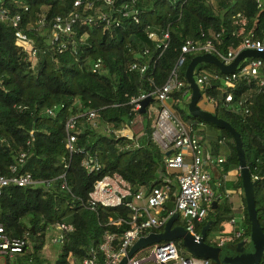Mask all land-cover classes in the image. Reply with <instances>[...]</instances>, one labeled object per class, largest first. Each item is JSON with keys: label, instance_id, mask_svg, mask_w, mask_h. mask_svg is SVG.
<instances>
[{"label": "trees", "instance_id": "trees-1", "mask_svg": "<svg viewBox=\"0 0 264 264\" xmlns=\"http://www.w3.org/2000/svg\"><path fill=\"white\" fill-rule=\"evenodd\" d=\"M74 1L1 2L9 16H22L20 28L26 31L28 27H37L42 16L47 23L55 16L67 15ZM82 1L80 13L83 20L74 26L68 50L57 54L44 38L39 39L36 42L39 52L33 65L29 64L26 53L15 45L9 22H0V175L9 176L10 166L17 165L18 173L27 172L33 180L43 182L37 187L9 186L3 189L0 225L11 238L26 237L27 244L21 253L6 257L1 264H48L42 252L46 232L56 223L71 227V231L62 232L60 252L53 264H79L92 251H98L108 234L121 237L129 226L126 223L109 224L108 219L122 217L128 221L129 210L124 205L104 207L92 204L89 195L95 181L117 174L130 185L132 193L140 188L149 192L161 182L165 157L152 139L154 128L147 115L150 104L140 114L132 110L130 98L152 92L165 84L186 40L202 44L211 39L209 33L218 34V40L212 39L213 44L216 51L226 55L229 50L240 47L244 36L252 34L255 39H264V0L260 5L255 0H113L110 6L104 0ZM124 4L138 10V22L116 12ZM23 7L28 8L27 12ZM99 13L105 14L106 18L99 19ZM88 18L91 22L87 21ZM241 30L243 35L236 38V33ZM150 32L157 36L168 33L164 50L156 49L155 41L148 38ZM145 50L149 51L147 55H143ZM194 56H185L183 64L176 69L181 80H184L186 67ZM97 59L101 60V65L93 73L92 65ZM133 62L148 64L147 72L142 75L129 71ZM201 69L221 74L211 64H199L196 74ZM263 73L264 66L262 79ZM258 85L259 79L241 80L234 97ZM186 91L187 87L171 93L172 108L178 116L183 121L191 120L196 125L203 123L217 129L189 115ZM200 92L216 102L210 112L228 122L240 135L246 166L251 179L256 181L253 188L255 206L264 235V88L249 98L247 116L220 107L226 93H218L216 84H209ZM54 106L63 107H59L53 117L45 115V110ZM90 110L96 112L95 127L83 116ZM75 117V151L70 154L66 147L65 124ZM136 118H140V131L144 133L139 142L135 137L129 139L116 135ZM221 131L217 142L224 141L227 146V160L219 164L221 169L215 165L208 168L211 182L219 184V192L213 197L217 201L216 208L207 214L196 230L200 232L205 225H210L205 239L209 245H213L207 241L210 235L232 232L234 227L230 221L234 212L224 192L239 189L244 232L233 242L236 248L249 241L251 227L235 144L227 131ZM194 132L202 144L205 129ZM22 153H25V159L20 165L17 160ZM208 154H218L214 144L208 148ZM84 162L92 167L91 171ZM232 170L238 171L236 182H225L224 177ZM64 183L65 187H62ZM118 244V240L113 243L114 247ZM229 244L222 248L232 247ZM180 250L184 253L181 245ZM103 259V254H98L100 264ZM257 264H264V253Z\"/></svg>", "mask_w": 264, "mask_h": 264}, {"label": "built area", "instance_id": "built-area-1", "mask_svg": "<svg viewBox=\"0 0 264 264\" xmlns=\"http://www.w3.org/2000/svg\"><path fill=\"white\" fill-rule=\"evenodd\" d=\"M255 1L260 5L263 0ZM82 3V0H75L72 9L67 15L55 16L47 23H45V18L42 16L37 27L31 26L24 31L20 28L22 16L20 14L9 16L7 8L3 7L0 1V22H9L14 31L15 45L26 53L29 64L33 65L39 52L36 45L39 39L44 38L57 54H63L68 50L71 46V35H73L74 26L79 20H83L80 13ZM104 3L110 6L113 0H104ZM85 6L89 8L90 4H85ZM23 9L24 12L28 10L27 7H23ZM116 12L123 18H132L135 22H138V10L132 5L124 4ZM98 18L104 20L106 16L103 13H99ZM87 21L91 22V18H88ZM209 35L211 39H207L202 44L192 40L185 41L181 47V54L176 61L175 67L162 87L130 98L129 104L133 107L132 110L134 112H139L141 102L146 98H153L158 104L156 120L153 124L152 139L165 153L163 161L164 172L161 175V182L158 186L151 188L149 192L141 188L137 192L132 193L130 185L117 174L105 176L95 181L93 191L89 195L92 204L98 203L104 207L124 205L129 210L128 221H125L122 217L117 219L110 217L108 221L109 224L115 225L126 223L129 228L119 238L115 234H108L104 242L98 247V251H92L90 256L83 259L79 264H100L98 262V254L100 253L104 256L101 264H118L122 258L127 256L129 248L136 240L152 232L162 230L168 219L175 213L178 215L175 224L180 225L196 238L199 236V231L196 230V227L205 220L212 209L211 205L213 202V193L210 190L212 178L210 172L206 170V166L221 164L224 160L217 158L216 162H212L211 157L202 146L200 138L195 134L194 130L200 131L205 128L203 123H198V125L194 123L185 124L175 115L176 113L171 106L173 101L171 93L183 90L186 87V81L178 77L176 69L183 64L186 55L201 52L216 53L224 65L231 64L234 58L243 50H254L258 53H264V39H255L252 34H249L243 38L239 50H229L226 55H221L214 50L212 45V39L214 41L218 40L219 35L212 32ZM242 35L243 33L239 31L235 37L241 38ZM148 38L155 41L156 49L164 50L167 46L166 40L169 39V35L167 32H162L157 36L156 33L150 32L148 33ZM148 53V50L143 51V55ZM243 62L236 71L226 77L227 87L230 91L224 94L223 105L226 108L231 105L237 106L236 108L239 109L234 112L247 116L249 114V98H243L242 95L235 98L232 90L236 88L235 82L238 80L257 79L260 68L264 66V61L259 58H247ZM100 65L101 60L97 59L92 65V72L95 73ZM148 68V64L140 65L137 62H133L129 66V71H136L143 75ZM210 78V75L202 74L195 79V83L200 87L207 84ZM258 87V91L255 92H260L264 88L263 79L260 80ZM59 107L63 106H54L46 109L45 115L53 117ZM83 116L92 127L96 126L95 111H87ZM76 118L68 119L65 124L66 147L70 154L75 151L76 136L73 131L76 128ZM127 128L128 126H125L121 131L116 132V135L131 139V136L128 137V135L124 134ZM30 136H32V132ZM24 159L25 153L20 154L17 160L18 164L22 165ZM83 164L91 171L92 167L87 162ZM9 170V176L0 175V195L3 189L9 186L21 188L37 187L43 184L42 181L33 180L32 176L27 172L18 173L17 165L10 166ZM175 185L176 189L172 191ZM62 187H65V183ZM225 193L227 195L232 194L231 191H225ZM233 193L241 195V190H235ZM128 197L131 198L129 203L125 201ZM170 197H174L173 207L172 209H167L166 204ZM90 209L93 208L91 207ZM180 217L182 224L178 223ZM237 217L238 219L233 217L230 221L235 230L228 233L214 234L213 245L221 247L225 244L233 243L243 236L244 230L241 223L243 211ZM238 220L241 224L237 227ZM53 228L60 232L56 239L59 243L62 239V232L71 231V227L60 223H56ZM115 240H118L119 244L114 247L113 243ZM26 244V237L11 238L0 225V264L6 257L21 253ZM143 250H147V253L143 256H138ZM143 250L127 258L126 264H211L209 259L182 253L173 241L153 244ZM68 260L71 261L70 256Z\"/></svg>", "mask_w": 264, "mask_h": 264}, {"label": "water", "instance_id": "water-1", "mask_svg": "<svg viewBox=\"0 0 264 264\" xmlns=\"http://www.w3.org/2000/svg\"><path fill=\"white\" fill-rule=\"evenodd\" d=\"M245 58H259L264 61V53H258L254 50H243L234 58L233 62L229 65H224L221 61H219L215 56L211 54L196 56L187 65L184 77L187 82V87L190 90V99L187 105V111L189 115L194 119H200L205 123H210L219 130L227 131L234 141L239 164L242 191L251 227L248 243L244 241L238 244L236 248H222V246L217 247L215 245H209L205 242L207 232L210 230L209 224L205 225L201 229L199 236L196 238L194 235H191L186 230H184L181 226L174 225V222L178 217V215L175 213L170 219H168L161 232H152L136 240L130 247L127 256L122 258L118 264H126L127 258L153 244L172 242L176 240L182 241V246L186 253L194 257L209 259L211 261V264H222V260H226V258L228 257V253L233 251L236 253L235 256L239 255L238 253H241V255L245 257L246 260H244V264H257L262 258V255L264 253V235L259 225L255 206L253 188L256 184V181H253L251 179L248 168L246 166L240 135L228 122L218 118L214 113L206 111L198 106V102L201 98V93L198 85L195 83L193 78L194 70L198 64L209 63L215 65L222 74L228 75L233 73L240 61ZM153 102V98H146L145 100H143L141 102L139 113L143 114L147 105ZM125 201L129 203L131 201V198L128 197ZM173 202L174 197H170L169 201L166 204L167 209H172ZM216 203L217 201H214L212 203V210H215ZM245 244H248L247 247H245Z\"/></svg>", "mask_w": 264, "mask_h": 264}, {"label": "rangeland", "instance_id": "rangeland-1", "mask_svg": "<svg viewBox=\"0 0 264 264\" xmlns=\"http://www.w3.org/2000/svg\"><path fill=\"white\" fill-rule=\"evenodd\" d=\"M0 1H2V0H0ZM225 89H226L225 88V84L223 82H221L219 84V89L218 90H220V91L222 90V92H223V91H225ZM187 96L189 98L190 97V93ZM172 104H173V101H172ZM172 104H171V106H172ZM198 105L201 108H203L204 110L209 111V112H210V108L213 106L212 103H210L206 99L204 94L202 95L201 100L198 102ZM157 107H158L157 102L150 103V105L148 107L147 115L150 118L152 123H154V121L156 119V115H157V111H158ZM175 113H176V111H175ZM140 130H141L140 118H136L133 122H131L130 125H128V128L126 129L124 134L128 135V137H130V136L133 137V138L135 137V141L137 140L139 142L141 137H142V135L144 134ZM205 131H206L205 132V140L202 142L203 147L211 148V145L214 144V147L215 148L217 147V149H218V154L216 156L215 155H211L210 156L211 157V161L212 162H216L217 158H222L224 161H226L227 160V155H228L227 146L225 145L224 141H219V143L217 142L218 137L221 135L222 131L218 130V129H214V128L208 126V125H206ZM208 168H209V166L207 165L206 166V170H208ZM158 175H159L158 177H160V174H158ZM237 177H238V175L232 177V178H235V180L232 181V182H236ZM175 189H176V185H175ZM210 190L212 191L213 194L218 193V184L216 183V181H213V182L210 183ZM224 194H226V193H224ZM231 200H233V199H231ZM241 200H242V198H241ZM234 212H235V210H234ZM236 212H239V215H240V211H236ZM233 217L238 219V217L236 215H234ZM178 223L182 224L181 217L178 220ZM240 224L241 223L238 220L237 221V227ZM230 225H232V224L230 223ZM234 230H235V227H234ZM59 234H60V232L58 230L54 229L53 226L50 227L47 230V232H46V244H45V247H44V250H43L42 254H43V257L47 260L48 264H53L55 262L57 256H58V253L60 252L61 243H59L56 240L58 238ZM207 241L212 243L213 242V236L210 235L207 238ZM174 242L176 243V245L179 248H180V245H181V249L183 248L181 240H176ZM247 243H248V241H247ZM247 245L248 244H246V246ZM229 246L233 247L234 243H230ZM233 252H229L228 253V255H227L228 257L226 258V260H224V261L222 260V264H244V260H246L245 257L243 255H241V253H238L239 255L235 256L236 253L235 252L233 253ZM146 253H147V250H143L141 253L138 254V256H143ZM184 253H186L185 250H184ZM2 262H3V260H2Z\"/></svg>", "mask_w": 264, "mask_h": 264}, {"label": "crops", "instance_id": "crops-1", "mask_svg": "<svg viewBox=\"0 0 264 264\" xmlns=\"http://www.w3.org/2000/svg\"><path fill=\"white\" fill-rule=\"evenodd\" d=\"M239 32V31H238ZM240 32H242V30L240 31ZM243 33V32H242ZM245 37V36H244ZM244 37H242V40H243V38ZM213 45V48H214V50L216 51V49H215V46H214V44H212ZM241 45H242V43H241ZM241 45H240V47H241ZM240 47L238 48V49H236V50H232V51H237V50H239L240 49ZM218 54H220L218 51H216ZM203 54H211V55H213V56H215L218 60H219V58H218V55L216 54V53H204V52H201V53H197V54H191V55H195L194 57H196V56H200V55H203ZM187 56V55H186ZM193 57V58H194ZM192 58V59H193ZM245 59H247V58H245ZM249 59V58H248ZM220 61V60H219ZM244 61V59L243 60H241L240 61V63L238 64V66L236 67V69H235V71L237 70V68L241 65V63ZM222 62V61H221ZM233 62V61H232ZM204 64H209V63H204ZM212 65V64H211ZM198 66H199V64L196 66V68H195V70H194V76H193V78H194V81H195V79H197L200 75H202V74H208V75H210L211 76V78L208 80V83L207 84H205V85H203V86H198L199 87V89H200V91H202V88L203 87H205V86H207V85H209V84H211V85H213V84H216V90H217V92L218 93H227L228 91H230L229 90V88L227 87V80H226V77L227 76H229V74L228 75H225V74H222L221 73V71L215 66V65H213L214 67H216L219 71H220V73L221 74H218V73H216V72H213V70H209V69H201L199 72H197V74H196V70L198 69ZM204 68V67H203ZM262 73V68H260V70H259V82H260V80H262V78H261V74ZM263 75H264V73H263ZM264 77V76H263ZM257 78V79H258ZM213 79H216L215 81H214V83H211L212 82V80ZM263 80H264V78H263ZM184 81H186L185 80V77H184ZM241 80H238L237 82H235L236 83V88L234 89V90H232V93H234L236 90H237V86H238V83L240 82ZM221 82H223L224 84H225V91H223L222 92V90L220 91V90H218L219 89V84L221 83ZM186 83V87H187V82H185ZM258 89H259V87L258 86H256L255 88H249V89H246V90H244V91H241L239 94H237V96H243V98H250L251 97V95L253 94V93H257V92H255V91H258ZM184 90H185V88H184ZM190 93V90L188 89V87H187V91L185 92L186 93V96ZM253 92V93H252ZM201 93V92H200ZM204 94V93H203ZM203 94H201V98H202V95ZM236 96V97H237ZM205 97H206V99L210 102V103H212V105L214 106V103H216L211 97H208V96H206L205 95ZM201 98H200V100H201ZM187 99H188V102H189V99H190V97L188 98V96H187ZM199 100V101H200ZM199 106V105H198ZM213 106L210 108V111H212L213 110ZM221 108H225L226 110H228V111H230L231 113H235L234 111L235 110H237V109H239V108H236L237 106H233V105H231V106H228L227 108L226 107H224V105H223V102H222V104H221V106H220ZM237 114V113H236ZM180 120H182L179 116H178V114L176 113L175 114ZM156 120V119H155ZM190 121L191 120H188V121H183L182 120V122H184L185 124H189L190 123ZM155 122V121H154ZM191 123H194V121H191ZM152 124H154V123H152ZM153 126V125H152ZM204 129H206V126H205V128ZM206 132V131H205ZM203 146V145H202ZM204 149L206 150V153L208 154V148L207 147H204ZM209 155V154H208ZM215 166H217V167H219L220 169H221V165H219V164H214ZM219 169V170H220ZM236 175H238V171L237 170H232V171H230V172H228L227 173V175L224 177V181L225 182H232V181H234L235 180V178H232V177H234V176H236ZM218 184V183H217ZM156 186H158V185H156ZM156 186H153V187H156ZM153 187H151V188H153ZM218 187H219V184H218ZM141 189V188H140ZM146 191H147V189L146 188H144ZM238 189H236V191H237ZM231 192H232V194H229V195H227V194H225V196L226 197H228V200L230 201V203L232 204V209H233V212H234V210H235V212H234V214L235 215H239V212H236V211H240V213L243 211V206H242V200H241V195H239V194H235V193H233V190H230ZM219 192V191H218ZM225 193V192H224ZM232 196V197H231ZM213 197H214V194H213ZM231 197V198H230ZM231 199H233V200H231ZM214 201H216V200H214V198H213V202ZM212 202V203H213ZM212 206V205H211ZM211 211H212V209H211ZM176 222V221H175ZM175 222H174V225H178V224H175ZM178 226H180V225H178ZM183 228V227H182ZM163 230V229H162ZM162 230H158V232H161ZM201 231V230H200ZM200 233V232H199ZM225 233H228V232H225ZM174 242V241H173ZM176 244V243H175ZM132 246V245H131ZM130 249V248H129ZM143 250V249H142ZM141 251V250H140ZM139 252V251H138ZM137 253V252H136ZM192 256V255H191Z\"/></svg>", "mask_w": 264, "mask_h": 264}]
</instances>
